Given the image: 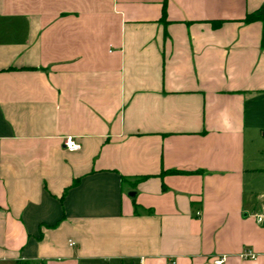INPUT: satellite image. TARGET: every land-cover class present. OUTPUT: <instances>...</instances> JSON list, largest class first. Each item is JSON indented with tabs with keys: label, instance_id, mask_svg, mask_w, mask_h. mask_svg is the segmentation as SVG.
<instances>
[{
	"label": "crops",
	"instance_id": "obj_1",
	"mask_svg": "<svg viewBox=\"0 0 264 264\" xmlns=\"http://www.w3.org/2000/svg\"><path fill=\"white\" fill-rule=\"evenodd\" d=\"M263 10L0 0V264H264Z\"/></svg>",
	"mask_w": 264,
	"mask_h": 264
},
{
	"label": "built area",
	"instance_id": "obj_2",
	"mask_svg": "<svg viewBox=\"0 0 264 264\" xmlns=\"http://www.w3.org/2000/svg\"><path fill=\"white\" fill-rule=\"evenodd\" d=\"M64 147L69 152H78L82 149L81 143L75 137H71V136L66 137L64 139ZM254 218L259 225H264V207L259 213H256L254 215ZM71 244L73 245L74 243ZM243 257L245 259L256 260L259 257V255L253 251H247L243 254ZM224 262H225V258L223 257L216 259L214 261V264H224Z\"/></svg>",
	"mask_w": 264,
	"mask_h": 264
},
{
	"label": "trees",
	"instance_id": "obj_3",
	"mask_svg": "<svg viewBox=\"0 0 264 264\" xmlns=\"http://www.w3.org/2000/svg\"><path fill=\"white\" fill-rule=\"evenodd\" d=\"M262 17V16H261ZM260 16L256 15L255 17H251L249 18L248 20H253V19H256V18H261ZM17 264H32L30 261H18Z\"/></svg>",
	"mask_w": 264,
	"mask_h": 264
},
{
	"label": "water",
	"instance_id": "obj_4",
	"mask_svg": "<svg viewBox=\"0 0 264 264\" xmlns=\"http://www.w3.org/2000/svg\"><path fill=\"white\" fill-rule=\"evenodd\" d=\"M262 14H264V10H263Z\"/></svg>",
	"mask_w": 264,
	"mask_h": 264
}]
</instances>
